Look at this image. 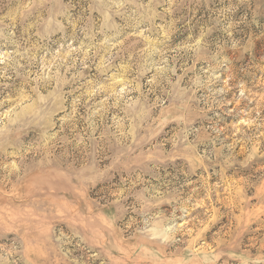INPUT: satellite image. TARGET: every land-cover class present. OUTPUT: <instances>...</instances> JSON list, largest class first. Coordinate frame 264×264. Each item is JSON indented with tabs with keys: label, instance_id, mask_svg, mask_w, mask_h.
Here are the masks:
<instances>
[{
	"label": "rangeland",
	"instance_id": "1",
	"mask_svg": "<svg viewBox=\"0 0 264 264\" xmlns=\"http://www.w3.org/2000/svg\"><path fill=\"white\" fill-rule=\"evenodd\" d=\"M0 264H264V0H0Z\"/></svg>",
	"mask_w": 264,
	"mask_h": 264
}]
</instances>
